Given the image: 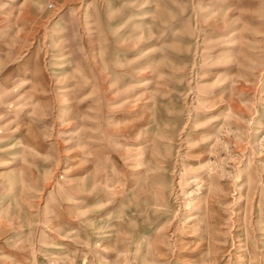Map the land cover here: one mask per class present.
Returning <instances> with one entry per match:
<instances>
[{"label":"rangeland","instance_id":"374dc122","mask_svg":"<svg viewBox=\"0 0 264 264\" xmlns=\"http://www.w3.org/2000/svg\"><path fill=\"white\" fill-rule=\"evenodd\" d=\"M0 264H264V0H0Z\"/></svg>","mask_w":264,"mask_h":264},{"label":"bare ground","instance_id":"6f19581e","mask_svg":"<svg viewBox=\"0 0 264 264\" xmlns=\"http://www.w3.org/2000/svg\"><path fill=\"white\" fill-rule=\"evenodd\" d=\"M195 66V65H194Z\"/></svg>","mask_w":264,"mask_h":264}]
</instances>
